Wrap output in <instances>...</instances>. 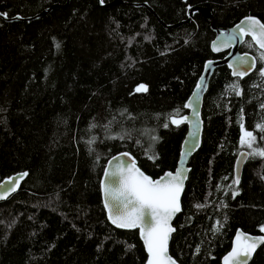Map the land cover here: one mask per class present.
<instances>
[{
    "label": "trees",
    "instance_id": "trees-1",
    "mask_svg": "<svg viewBox=\"0 0 264 264\" xmlns=\"http://www.w3.org/2000/svg\"><path fill=\"white\" fill-rule=\"evenodd\" d=\"M132 2H146L164 24H181L166 28ZM54 3L60 5L34 20L0 18V181L27 173L0 201V264H142L137 231L106 217L104 166L127 151L152 177L174 169L187 127L169 116L186 113L204 62L223 56L210 51V23L231 26L247 15L264 22V0H122L109 7L0 0V13L27 17ZM194 7L207 8L211 20L198 10L187 21ZM250 40L240 50L258 57ZM262 67L257 59L240 78L220 66L210 79L201 146L189 160L173 222L170 253L179 264H221L237 228L264 234V157L249 155L239 184L232 183L241 115L264 148V132L255 128L264 123ZM236 83L242 95L228 88ZM140 85L147 91L137 92ZM249 264H264V243Z\"/></svg>",
    "mask_w": 264,
    "mask_h": 264
},
{
    "label": "snow or ice",
    "instance_id": "snow-or-ice-1",
    "mask_svg": "<svg viewBox=\"0 0 264 264\" xmlns=\"http://www.w3.org/2000/svg\"><path fill=\"white\" fill-rule=\"evenodd\" d=\"M103 2V0H101ZM6 17V13L0 14ZM227 40H221L219 43L213 42L212 48L214 51H220L222 48L232 47L237 41L244 42V37H251L248 41L250 47H257L259 50L258 57L249 58L247 54L239 57L237 63L239 67L229 64L233 68V75L244 77L248 72L255 68L256 60L259 59L264 63V22L254 17H247L241 24L236 25ZM59 47V45H57ZM212 62L206 66L209 68ZM247 66V67H245ZM244 70H241V69ZM259 75L264 78V67L260 69ZM205 87L204 78L201 77L200 84L197 85V91L194 96L199 97L200 91ZM228 88L235 92L237 96L242 95V90L239 84L229 85ZM137 92L147 91L145 85H140L136 88ZM185 107L193 108L192 101H189ZM260 107L264 109V104ZM194 115L198 116V112L193 108ZM179 112L175 113L178 115ZM172 124L179 125L188 120V117L176 119L174 116H169ZM241 137L239 143L246 146L251 151L248 155H258L264 157V148L255 147L257 137L254 131L247 130L244 127L243 116L240 120ZM165 123L163 127H167ZM95 127V125H93ZM256 129L264 132V123L255 125ZM194 139H197L195 133L192 134ZM115 138V137H109ZM123 139V136L119 137ZM264 140V136L261 137ZM94 141H89L93 143ZM128 156V153H124ZM242 155H244L242 153ZM150 159L152 157H149ZM119 160V158H114ZM183 163V155L181 158ZM106 180L104 193L105 207L108 209V218L119 228L124 229H139L140 235L144 241L146 251L148 253L147 264H176V260L169 254L168 244L171 234L175 231L171 221L181 209L180 198L184 191V181L187 179L185 170L178 168L175 172H167L163 176L153 179L144 174L135 164V160L130 162H119L111 172L104 173ZM27 176V173H22L19 179ZM12 184L11 188H6L5 193L0 194V199H5L8 192L15 191L18 187V179L12 178L8 182ZM233 184H239L237 176ZM5 187V185H0ZM231 188V185L228 186ZM238 195L233 192V198ZM205 205L197 204L196 208H203ZM217 231H219L220 222L217 221ZM260 230L264 232V225ZM259 243H264V237L253 238L242 232L237 233L235 237L234 247L231 252L224 257V264H247V259ZM199 251V249H197Z\"/></svg>",
    "mask_w": 264,
    "mask_h": 264
},
{
    "label": "water",
    "instance_id": "water-1",
    "mask_svg": "<svg viewBox=\"0 0 264 264\" xmlns=\"http://www.w3.org/2000/svg\"><path fill=\"white\" fill-rule=\"evenodd\" d=\"M97 2H98V5L99 6L109 7V6H112V5H116V4L121 3L122 0H113V1L107 2V3L101 2V0H97ZM131 4L133 6H143V7H145L150 13H152L153 15H155V17L158 19V21L161 24H163L164 27H166V28H171L173 26H177V25H180L181 24V22L178 23L177 25H167V24H164V22L160 18H158V16L154 12V10L146 2H143V3L132 2ZM58 5H60V4L54 3V4L50 5L49 7L43 9L39 13H36V14H34L32 16L23 17V16L17 14V15H14L12 17H9V16L6 15V17H5L3 15H0V18L3 19L4 21H7V22H12V21H30V20L37 19L40 16L46 15L48 12H50L52 10L53 7H56ZM198 10L202 13V15L205 18L211 20L210 11L207 8L194 7V8H191L189 10V15H188L187 21L189 19H191L193 12L194 11H198ZM0 14H2V13H0ZM249 16L254 17V18H257L256 16H253V15H247V16L242 17L240 20H238L237 22H235L233 25L227 26V27L215 26L212 22L210 23V28L214 32V37L212 38V40L210 41V44H209L210 51H211L212 54H221L222 53L223 56L220 57V58H209V59H207L204 62L202 71H201L198 79L196 80V83H195V85H194L191 93L189 94L188 98L186 99V101L184 103V107H185V105L189 101H192L193 108L196 109V111L198 112L199 115L198 116L194 115L193 108L185 107V109H186V113L185 114H183L180 117H174L176 119H181L183 117H188V120L185 121L184 123H182V124H185L186 125L187 130H186V133L184 135V138H183V140H182V142L180 144L178 159H177V162H176V165H175L174 169L173 170H166L165 172H163L159 176L152 177V176L146 174L138 166L136 158L130 152H127V151H123V152H119V153L114 154L113 156H111L107 160V162H106V164L104 166L103 172H102L101 177H100L99 186H100L101 200H102V204H103V207H104V211H105L106 217H107L108 221L114 227H116L118 229H123V230H136L137 231L138 237H139L140 241L142 242V245L144 247V251H145V254H146L145 260H144V262L142 264H147L148 253L146 251V247H145L144 241H143V239H142V237L140 235V230L138 228L137 229H124V228H119L116 225H114L111 222V220H109V218H108V209L105 207V204H104V200H105L104 187H105V184L108 183L109 181L106 180L104 173L105 172H111L115 168V166L117 165V163L122 162V161L123 162H130V160H132V159L135 160L136 166L144 174L150 176L153 179H157V178L163 176L167 172H175L178 168H182V169L185 170V175L187 177V179L184 181V190H185L186 182L188 180L189 173H190V170H191V167L189 165V160L197 152V150L200 148L201 142H202V134H203L202 106H203V100H204V96H205V94H206V92L208 90L209 82H210V79H211L214 71L216 70V68H218L220 66H226L229 69L231 76H233V77H239V76H235V75L232 74L233 73V68H230L229 67V64H233L235 67H239V64L237 63L239 57H243V56H245V54H247V56L249 58L255 57L250 52H241L239 50V46L242 43L240 41L235 42L232 47L222 48L220 51H214L213 48H212V44H213V42L219 43L221 40H227L228 39V35H221V34L222 33L223 34H231L232 31H233V29L236 28V25L241 24L242 21H244ZM257 19H259V18H257ZM245 38L246 37H244V40H245ZM249 38L251 39V37H249ZM209 62H212L211 63V66L209 68H207V70H206V66L209 64ZM256 66H257V60H256L255 68H256ZM245 67H247V66H245ZM255 68L252 69V70H250L247 75H249L250 73H252L255 70ZM241 70H244V69L242 68ZM247 75H245V76H247ZM201 77L204 78L205 87H204V89L202 91H200L199 97L197 98L196 96H194V93L197 91V85L200 84ZM174 125H176V124H174ZM193 133H195V136H196L197 139H194L193 138V135H192ZM124 153H128V156H124L123 155ZM242 153L244 155H242ZM182 155H183V163H181ZM114 158H119V160L114 159ZM247 159H248V151H246V150H240L238 152L236 158H235L233 173H234V179L237 176L239 177V182H240V178H241V174H242V170H243V165L245 164V162L247 161ZM22 173H26V172L25 171H22V172H17V173L11 174V175H9L7 177H4L0 181V185H5V187H0V194H3V193H5L6 188H11L12 187V184H8L7 182L10 179H12V178H17L18 179V187L16 188L15 191L8 192V194H7V196H6L5 199H7L10 195H12L14 192H16L19 189V187L21 185V182L26 177V176H24L22 179H19V177H20V175ZM183 193H184V191H183ZM183 193H182L181 198H180L181 209H182V202H181V200H182ZM5 199H0V201H3ZM179 213H177L174 216V218L172 219V221H171V225H172L173 228H175L174 225H173V222H174L176 216ZM239 232H242V233H244V234H246L248 236H251L253 238L264 237V234H262V233L252 234V233L245 232V231H243L240 228H237L235 230V233H234L232 239H231V244H230L229 250L221 257V264H224V257L226 255H228L231 252L232 248L234 247L235 237H236L237 233H239ZM173 233L171 234V237H170V240H169L168 251H169V254L176 260V264H179V262L177 261V259L170 253V242H171V238H172ZM262 244L263 243L257 244V246L255 247V250L251 253L250 258L247 259V264H249L251 262L254 254L256 253V251L258 250V248Z\"/></svg>",
    "mask_w": 264,
    "mask_h": 264
},
{
    "label": "rangeland",
    "instance_id": "rangeland-1",
    "mask_svg": "<svg viewBox=\"0 0 264 264\" xmlns=\"http://www.w3.org/2000/svg\"><path fill=\"white\" fill-rule=\"evenodd\" d=\"M239 141H240V139H239ZM239 141H238V150L236 151V153L238 154V152L240 151V150H246V151H248V153L251 151L250 149H248L246 146H242L240 143H239ZM255 147H256V145H255ZM236 154V155H237ZM254 156H256V155H254Z\"/></svg>",
    "mask_w": 264,
    "mask_h": 264
},
{
    "label": "flooded vegetation",
    "instance_id": "flooded-vegetation-1",
    "mask_svg": "<svg viewBox=\"0 0 264 264\" xmlns=\"http://www.w3.org/2000/svg\"><path fill=\"white\" fill-rule=\"evenodd\" d=\"M227 27V26H226ZM214 33V32H213ZM213 37H214V35H213ZM246 38H249V37H246ZM246 38H245V40H246ZM212 40V39H211ZM244 40V41H245ZM244 42H242L241 44H240V46H239V50H240V48H241V45L243 44ZM241 51V50H240ZM241 52H248V51H241ZM222 54V53H221ZM245 77V76H244ZM241 78V77H240ZM243 78V77H242ZM248 157H249V155H248Z\"/></svg>",
    "mask_w": 264,
    "mask_h": 264
},
{
    "label": "bare ground",
    "instance_id": "bare-ground-1",
    "mask_svg": "<svg viewBox=\"0 0 264 264\" xmlns=\"http://www.w3.org/2000/svg\"><path fill=\"white\" fill-rule=\"evenodd\" d=\"M202 116H203V114H202Z\"/></svg>",
    "mask_w": 264,
    "mask_h": 264
}]
</instances>
